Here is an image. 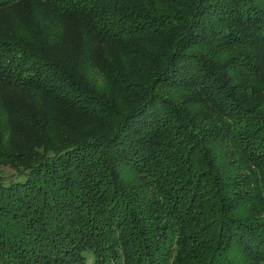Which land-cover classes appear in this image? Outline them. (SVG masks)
Returning <instances> with one entry per match:
<instances>
[{"label":"trees","instance_id":"trees-1","mask_svg":"<svg viewBox=\"0 0 264 264\" xmlns=\"http://www.w3.org/2000/svg\"><path fill=\"white\" fill-rule=\"evenodd\" d=\"M5 167L0 264H264V0H0Z\"/></svg>","mask_w":264,"mask_h":264},{"label":"rangeland","instance_id":"rangeland-1","mask_svg":"<svg viewBox=\"0 0 264 264\" xmlns=\"http://www.w3.org/2000/svg\"><path fill=\"white\" fill-rule=\"evenodd\" d=\"M14 176V172L13 170H11L10 168H0V177H3L5 180L12 178ZM160 260V259H159ZM89 264H93V261L91 259H89ZM105 264H110V263H105Z\"/></svg>","mask_w":264,"mask_h":264}]
</instances>
